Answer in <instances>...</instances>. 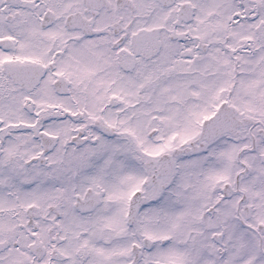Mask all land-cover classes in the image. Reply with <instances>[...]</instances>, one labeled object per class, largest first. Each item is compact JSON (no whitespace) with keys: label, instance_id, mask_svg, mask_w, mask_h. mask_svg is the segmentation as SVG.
<instances>
[{"label":"snow or ice","instance_id":"1","mask_svg":"<svg viewBox=\"0 0 264 264\" xmlns=\"http://www.w3.org/2000/svg\"><path fill=\"white\" fill-rule=\"evenodd\" d=\"M0 264H264V0H0Z\"/></svg>","mask_w":264,"mask_h":264}]
</instances>
